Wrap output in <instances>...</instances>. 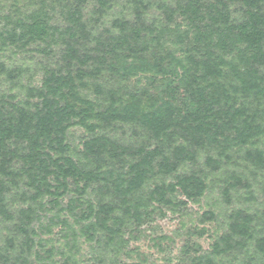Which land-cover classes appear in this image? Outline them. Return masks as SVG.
<instances>
[{
    "label": "trees",
    "instance_id": "obj_1",
    "mask_svg": "<svg viewBox=\"0 0 264 264\" xmlns=\"http://www.w3.org/2000/svg\"><path fill=\"white\" fill-rule=\"evenodd\" d=\"M203 201L179 264H264V0H0V264H143Z\"/></svg>",
    "mask_w": 264,
    "mask_h": 264
},
{
    "label": "rangeland",
    "instance_id": "obj_2",
    "mask_svg": "<svg viewBox=\"0 0 264 264\" xmlns=\"http://www.w3.org/2000/svg\"><path fill=\"white\" fill-rule=\"evenodd\" d=\"M201 205L191 204V218L173 215L170 212L158 213L152 223L144 224L134 235H131L129 246L121 256L122 263L143 264H179L180 252L186 243L195 249L200 246L201 252L210 248L213 242L211 233H197L203 227L213 231L210 223L197 221L198 213L203 211Z\"/></svg>",
    "mask_w": 264,
    "mask_h": 264
}]
</instances>
